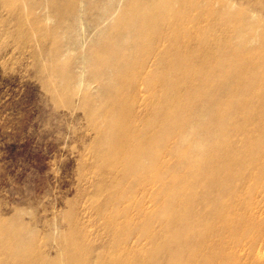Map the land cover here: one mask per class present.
<instances>
[{
    "label": "rangeland",
    "instance_id": "rangeland-1",
    "mask_svg": "<svg viewBox=\"0 0 264 264\" xmlns=\"http://www.w3.org/2000/svg\"><path fill=\"white\" fill-rule=\"evenodd\" d=\"M197 1L200 7L192 8L191 16L209 17L203 10H225L227 15L216 18V29L219 32L239 29L256 38L250 47L254 52L264 51V0ZM49 3L50 0H0V224L22 243H31L36 256L48 255L56 257L57 264H69L66 257L77 250H102L108 246V231L117 224L113 218L130 204L129 200H119V193L134 185L130 180L124 184L121 172L115 171L120 169L118 162L105 161L120 142L115 133L117 126L106 124L102 114H95L94 106L84 102L81 92L74 90L78 94L71 96L57 90L68 76L75 80L81 74L77 68L80 44L73 46L76 51L71 53L72 59L65 60L68 73L55 65L53 39L44 29L53 26L45 20L50 13ZM30 5L36 8L33 12ZM35 18L44 19L41 28L36 26ZM96 34L95 31L85 34L86 46ZM219 34L218 40H225L224 33ZM228 57L231 64L227 70L235 71L240 58L231 52ZM86 73L85 80H89L91 76ZM244 79L247 76L223 82L245 99L242 103H230L227 110L230 113L221 112L217 103L203 107L194 98L190 101L186 116L174 124V129L181 131L187 140L182 144L173 140L174 150L166 160L171 173L147 187V192H153L156 197L152 209L178 210L188 201L190 191L171 198L174 184L188 182L203 188L206 182L198 174L215 161L235 168L237 179L223 181L221 187L227 190L226 195L235 196L237 206L223 211L220 206L225 205L227 198L222 195L216 201L218 188L213 189L211 196L199 191L194 197L199 203L193 212L185 211L179 222L178 231L185 236L184 240L204 229L218 236L240 239L238 245L236 238L216 240L214 249L210 242L200 243L199 248L211 249L209 261L213 264L222 261L256 264L258 258H264V153L254 149L258 145L254 141L228 159L221 160L219 152L230 146L235 148L244 139L243 132L228 134L252 122L259 124L253 135L264 138V113L250 116L264 93H248L239 84ZM195 87L202 92L198 85ZM89 92L97 94V85H91ZM224 101L221 99L220 103ZM95 104L100 106L102 102ZM217 123L224 127L220 129ZM253 162L255 167L248 166ZM116 165L111 172L110 168ZM155 173L160 174L161 170ZM219 213L221 217L217 216ZM192 220H198L201 225L185 227ZM144 221L143 218L131 221L133 226L147 232L137 242L132 240L141 250L152 249L148 238L155 235L164 238L167 234L156 224L149 228ZM225 224L229 227L224 228ZM169 225L176 226L177 221L171 220ZM179 239L163 248L161 254L166 255L159 258L160 262L185 264L192 260L197 247L189 248L180 259L167 254L185 246L183 238ZM6 245L10 243L0 242V247ZM137 258L142 264L150 262L144 253ZM14 260L18 259L9 257L1 264H13Z\"/></svg>",
    "mask_w": 264,
    "mask_h": 264
},
{
    "label": "bare ground",
    "instance_id": "bare-ground-1",
    "mask_svg": "<svg viewBox=\"0 0 264 264\" xmlns=\"http://www.w3.org/2000/svg\"><path fill=\"white\" fill-rule=\"evenodd\" d=\"M49 5L50 13L45 20L52 22L53 26L44 29L53 39L55 55L52 60L55 65L68 73L65 60L72 59L70 55L76 51L73 46L80 44V64L77 68L81 74L75 80L68 76L64 85L57 90L71 96L78 94L77 91L81 92L84 102L94 106L95 114H102L106 124L117 126L115 133L120 142L114 145L112 154L106 156L105 161L118 162L120 169L115 171L121 172L124 184L130 180L134 185L121 189L119 193V200H129L132 204L126 205L113 218L117 224L108 231V246L102 250H77L66 257L67 262L142 264L137 257L144 253L150 259L145 264H163L159 259L166 255L165 252L161 254L163 248L179 238H183L185 246L167 253L177 259L182 258L189 248H199L202 242H210L214 249L216 240L225 242L226 239L236 238L218 236L204 229L197 236L184 240L185 236L178 231L183 213L193 212L194 206L199 203L194 198L199 191L211 196L213 189L218 188L216 201L221 200L222 195L227 198L225 205L220 206L223 211L238 205L235 196L226 195L227 190L221 187L223 181L237 179L235 168L215 161L198 174L206 182L203 188L188 182L174 184L171 198L190 191L188 201L178 210L152 209L151 204L156 197L153 192H147V187L154 186L171 173L166 160L174 150L173 140L179 144L187 140L181 131L174 129V124L186 116L188 104L193 98L203 107L217 103L221 112L230 113L227 112L230 103L243 102L244 95L232 87L227 88L223 82H232L233 77L243 76H247V79L239 84L248 93H264V51L256 53L250 48L256 38L239 29L219 32L215 27L216 18L227 15L225 10L207 12L202 9L209 17L191 16L192 8L200 7L197 0H50ZM29 9L33 12L36 8L30 5ZM37 19L34 20L35 24L41 28L44 19L40 22ZM76 24L79 25L78 30ZM93 31L97 34L86 46V35ZM219 33H224L225 40H218ZM230 52L240 58L239 63L235 64V71L227 70L231 64L228 57ZM86 71L91 76L89 80H85ZM93 84L97 85L98 90L95 95L89 92ZM197 85L202 92L196 90ZM221 99L225 100L222 104ZM96 102L102 104L97 106ZM258 104L251 109L250 116L264 113V96L259 98ZM252 123L228 134L243 132L244 139L235 148L219 149L221 160L245 150L249 141L258 145L264 143L263 137L253 135V130L259 128V124ZM222 125L217 123L220 129L224 127ZM258 145H254V149L259 154L264 153V145ZM182 161L186 163V160ZM252 165L255 167V162L248 164ZM116 167L110 168V171L114 172ZM157 169L161 170L160 174L155 173ZM217 216L221 217L220 213ZM137 218H143L149 228L156 224L162 233H167L164 238H156V235L155 238H148L152 249L141 250L140 246L132 243V240L137 242L143 235L147 236V232L131 224ZM171 220L177 221L178 227L169 225ZM191 224L193 227L201 225L198 220H192L185 227ZM227 227L225 224L224 228ZM239 240H236L237 245ZM0 242L10 243L0 247V264L9 257L18 259L13 264H57L56 257L36 256L31 243H22L1 224ZM210 252L211 249L200 247L192 260L185 264H213L209 261ZM257 263L264 264V258H258ZM165 264L180 263L167 261ZM216 264L239 263L222 261Z\"/></svg>",
    "mask_w": 264,
    "mask_h": 264
}]
</instances>
